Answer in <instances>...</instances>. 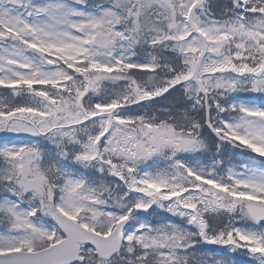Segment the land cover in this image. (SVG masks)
I'll use <instances>...</instances> for the list:
<instances>
[{
	"label": "snow or ice",
	"instance_id": "1",
	"mask_svg": "<svg viewBox=\"0 0 264 264\" xmlns=\"http://www.w3.org/2000/svg\"><path fill=\"white\" fill-rule=\"evenodd\" d=\"M0 264H264V0H0Z\"/></svg>",
	"mask_w": 264,
	"mask_h": 264
}]
</instances>
